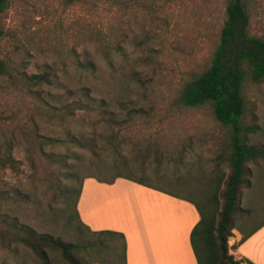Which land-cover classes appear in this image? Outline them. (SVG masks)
<instances>
[{
	"label": "rangeland",
	"instance_id": "374dc122",
	"mask_svg": "<svg viewBox=\"0 0 264 264\" xmlns=\"http://www.w3.org/2000/svg\"><path fill=\"white\" fill-rule=\"evenodd\" d=\"M242 3L248 33L264 40V0ZM225 9L226 0H9L0 16V59L10 74L0 76V219L86 246L87 264H124L122 240L82 227L67 189L122 181L193 210L216 190L221 202L234 138L264 148V82H243L237 134L209 104L185 106L179 96L209 67ZM87 60L92 74L81 67ZM44 72L50 85L22 83ZM67 134L86 147L64 142ZM7 151L14 169L1 159ZM247 168L234 219L244 233L264 222V159ZM0 264L41 263L21 245H0Z\"/></svg>",
	"mask_w": 264,
	"mask_h": 264
},
{
	"label": "trees",
	"instance_id": "16d2710c",
	"mask_svg": "<svg viewBox=\"0 0 264 264\" xmlns=\"http://www.w3.org/2000/svg\"><path fill=\"white\" fill-rule=\"evenodd\" d=\"M8 3L9 0H0V16L8 7ZM225 10L226 18L209 67L183 86L179 101L189 107L209 104L215 119L231 127L237 134L243 130L239 123L244 109L241 96L243 82L245 80L253 83L264 82V40L248 33L249 19L242 0H226ZM2 35L0 28V38ZM81 67L88 73H94L95 64L90 60H87ZM6 75L10 76L8 67L0 59V76ZM22 83L31 89L42 84L50 85L51 80L49 74L44 72L43 74L23 75ZM33 93L41 99L38 92ZM81 94L89 97V90L83 88ZM83 140L67 134L64 142L74 147L85 148L87 140ZM45 141L44 144H51L58 140L46 139ZM1 159L12 169L15 168V161L9 151L4 152ZM260 159H264L262 146L249 145L234 138L232 152L229 156V173L221 191V202L216 190L204 199L203 204L199 206L192 204L199 215V221L190 233V244L197 264H253L245 258L235 259L229 251L230 249L235 250L236 246L229 248L228 241L232 237V231L236 230L235 217L243 213L240 201L241 189L245 184V175L248 173L247 165L256 163ZM76 177L75 174H70L69 179L75 181ZM120 177L127 176L118 175L116 178ZM132 181L146 185L142 180L132 179ZM81 189L82 183L78 190L69 188L66 191L69 196L75 193V207ZM76 215L78 217L77 212ZM7 218L0 219V245L4 248L9 249L12 245H21L33 253L41 264H50L48 251L60 255L63 262L67 264H87V259L81 255L86 246L65 242L61 238H54L47 234H38L29 226L17 222L16 219L8 221ZM79 222L91 234L109 235L122 240L125 251V240L122 234L110 231L91 232L80 220ZM239 230L243 235L239 244L255 231L244 233L241 229Z\"/></svg>",
	"mask_w": 264,
	"mask_h": 264
},
{
	"label": "crops",
	"instance_id": "0c3cea01",
	"mask_svg": "<svg viewBox=\"0 0 264 264\" xmlns=\"http://www.w3.org/2000/svg\"><path fill=\"white\" fill-rule=\"evenodd\" d=\"M99 185L94 190L82 186L76 206L80 221L91 232L122 234L124 264H197L190 244V233L199 221L196 210L132 183ZM82 212L93 226L113 228H92ZM242 237L241 231H232L229 247L236 249L229 252L237 260L264 264V224L239 244Z\"/></svg>",
	"mask_w": 264,
	"mask_h": 264
}]
</instances>
